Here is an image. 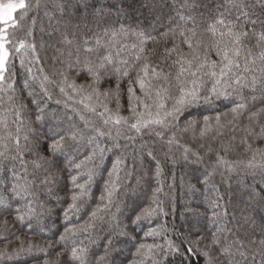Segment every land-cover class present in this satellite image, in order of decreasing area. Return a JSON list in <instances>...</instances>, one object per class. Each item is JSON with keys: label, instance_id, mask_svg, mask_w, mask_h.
Segmentation results:
<instances>
[{"label": "snow or ice", "instance_id": "1", "mask_svg": "<svg viewBox=\"0 0 264 264\" xmlns=\"http://www.w3.org/2000/svg\"><path fill=\"white\" fill-rule=\"evenodd\" d=\"M39 2L40 0H35V5L39 6ZM70 4L71 0H60L57 8L63 12ZM31 6L26 3V0H9L6 5L0 4V93L7 95L10 107L5 111L15 117L14 122L18 125L16 135L12 137L15 143V155L9 156L6 142L12 134L0 136V148L3 149L0 150V166L5 160H12L18 161L23 169V174L16 179L15 183L9 187L0 188V212L13 211L15 203L16 220L29 228L33 219L37 221L45 217L51 219L53 211L47 207V204L52 202L53 198L56 203H60L61 193L66 191V186L60 184V174L68 171L69 168L86 169L87 180L84 183L78 181L77 175L70 176L73 188L70 202L67 198L63 200V203L67 204V207L63 209L64 217L68 220L70 216L86 206L88 189L97 175L104 184L100 203L95 210L91 211L89 219L84 224L65 226L62 233H56L58 239L55 244L63 245L66 250L70 241L75 245L74 238L78 234L82 235L83 238L79 240L82 246L71 247L67 264H89L86 259L85 241L95 243L98 237L103 236V254L93 264H116V257L122 252L121 244L135 239L131 235L135 227H140L146 221L150 222L154 217L167 214L165 212L166 197L160 198L163 193L161 178L164 175V167L162 164L177 162L176 157L169 152H164V160L161 161L156 156L155 143L149 144L145 141L130 154V170L128 145L120 143L122 138L132 139L128 135L130 130L147 135L149 138L166 140V144L171 146L174 143L179 145L178 136L181 133L192 132L195 138V134L199 132V136L203 138L208 133L214 132L218 135L222 129H228L233 135L228 143L221 146L224 155L216 153V161L210 165L213 171H205L202 182L208 184V178L220 164L227 165L228 171H233L236 166L242 165L245 173L255 182L248 194V207L264 209V187H261L259 191L256 187L264 185V148L255 147L253 143L257 140L264 141V32L258 35L251 33V39L256 42L254 47L261 49L256 56H253L252 48L246 44L250 34L234 21L225 19H219L209 26L208 31L213 37L217 35L218 26L223 29L219 31L220 39H213L211 43L195 39L197 33L194 30H185L179 24L176 27L169 25L162 36L166 43H172V47L164 48L163 56L157 63L151 60V57L155 55V49L145 47L147 41H156V38L142 32L133 33L139 43L131 45L137 50L131 62L127 59L116 62L111 54H99V49L106 50L111 47V42L117 35L121 33L127 35L123 28L119 32L113 30L111 33L107 29L104 30V36H110V40L102 43V38L97 36L96 48L88 47L87 39L83 41L85 52H97L95 60L89 57L81 60L78 55L73 58L72 52H69L68 58L64 59L63 53L58 49L60 54L54 57V60L60 67L55 68L51 76L44 74L39 77L40 94L35 92L34 85L25 81V87L33 89L28 95L36 97L31 101L38 109L35 120L40 121L44 118V108L41 104L44 100L52 99L51 88H56L66 102H73L72 111L77 113L84 124L81 126L72 117H67V127L62 128L61 132L51 139L46 148L48 154L45 155L39 147V137L34 136V129L31 127L27 128V132L33 134V139L30 140L29 135H24L23 139L27 143L21 148L19 134L25 124L23 116L29 114L28 105L23 96L16 94L14 84L11 82L14 75L12 68L15 65L9 67V60L21 49H30L35 52V44L15 38L9 33L7 27H18L19 22L26 19L27 11L18 19L14 17V12L18 9L26 10ZM183 19L184 17L181 16V20ZM70 27L71 25H68L62 33L63 42L68 45L73 44V39H68ZM72 35L75 38L74 32ZM176 36L182 38L181 43L186 44L191 53H184L180 45L175 43ZM225 37L228 38L227 42L224 40ZM194 39L195 43H193ZM197 49H203V57L196 51ZM79 50L78 46L77 52ZM210 51H215L219 59L211 60ZM242 52L245 53L243 67L240 63ZM173 54L176 56L175 59H172ZM189 55L191 59L187 58ZM257 59L260 61L258 68L256 67ZM169 60L171 64H168ZM20 63L24 66L23 60ZM164 65L175 68L176 71L166 72ZM26 71L33 81L38 79L33 75L31 67H28ZM39 71L43 73L44 70ZM105 84L108 87H103ZM125 96L129 115L122 114L125 107L122 100ZM221 100H228L232 105L228 112L214 117L205 116L202 121L184 119L181 123V117L191 106L197 104L211 106ZM257 102L261 106L257 107ZM56 103L60 104L61 100H56ZM241 118L247 119L246 125H241ZM0 125L7 128V117L0 118ZM237 130L243 133L239 144H236ZM101 138H110V147L105 145ZM82 144L91 146L90 151L77 162ZM200 147L203 148L204 145ZM236 147H242L245 152L251 153V159L247 163L241 159L235 161L225 159V156ZM113 150L117 155L111 161V168H108L106 157L111 160L107 154ZM74 151L75 155H73ZM207 151L212 152L213 149L209 147ZM26 155L32 157L30 162L26 159ZM257 156L260 157L259 163L254 162ZM145 157L156 161L147 169V175L154 176L157 187L153 190L151 201L126 217L128 224H124L119 219L123 215L122 205L127 207L128 202L134 199L142 189L145 182L143 170ZM190 157L194 158L190 159ZM182 159L194 165L203 162L199 152L192 153L187 148L184 150ZM12 171L15 178V167ZM130 177L132 179L128 182ZM189 187L194 188L192 185ZM211 190L215 191V185H212ZM121 194L125 199H119ZM213 202L219 207L218 199ZM224 215L226 212H213L212 223L216 225V228L207 240L188 239L181 241L180 245L167 241L166 225L153 228L146 234L147 237L164 236L167 247L157 243H138L135 245L136 259L132 261V264H146V258L147 264H168L169 257L181 255L182 246L184 252H193V244L205 258V264H247L249 256L252 257L253 264H255L256 256L260 257V264H264V225L259 227L261 235L258 239L249 238L247 244H244L226 235L233 230L223 224ZM251 222L250 218L246 219V223ZM7 223L4 221L5 227ZM128 225L134 227L130 229ZM252 231L255 232L256 228L253 227ZM47 247H53V245L49 244ZM22 251L43 252L44 249L35 243H29L25 248L22 243L15 250V254ZM64 254V250H61L57 253L55 260H45L44 264H61L60 257ZM11 255L0 252V257L10 258ZM237 257L240 259L238 260Z\"/></svg>", "mask_w": 264, "mask_h": 264}, {"label": "trees", "instance_id": "2", "mask_svg": "<svg viewBox=\"0 0 264 264\" xmlns=\"http://www.w3.org/2000/svg\"><path fill=\"white\" fill-rule=\"evenodd\" d=\"M9 0H0V4H7ZM27 4L32 5L25 9H18L14 12V17L17 19L20 15L27 11L25 20L19 22L16 28L8 27L9 33L13 34L17 39H24L26 43L35 44V52L30 49H21L19 53H15L9 60V67L14 64L12 68L14 73L11 82L14 84L16 94L23 96L25 103L28 105V113L23 116L24 127L20 132V144L23 148L24 135H29L30 140L33 139V134L27 132V128L34 129V136L39 137V147L41 151L47 155V145L51 139L61 132L62 128L67 127V117H72L73 120L83 126L84 122L79 119L77 113L72 111V101H65V98L59 93L58 89L51 88L52 99L44 100L41 106L44 108V118L40 121L35 120V114L38 112L37 106L32 104V99L28 93L33 91L31 88L25 87V81L34 85L36 93L40 94L41 89L39 86V77L44 74L52 75L55 68L60 65L54 60V57L63 53V58H68V53H73V58L76 55L81 60L89 57L93 60L97 58V52H85L83 50V41L88 40V47L96 48L95 39L97 36L102 38V43H107L110 36H104V30H115L119 32L121 28L127 32V35L119 34L111 42V47L106 50L99 49V54H111L113 60L119 62L121 59H127L130 62L134 59L136 49L131 47L132 44H138L136 35L133 33L150 34L156 38V41L149 40L146 44V49H155V55L151 57L153 63L159 62L163 56L165 47H172L171 42H167L162 36L164 31L168 30V26L176 27L179 24L185 30H194L197 33L195 39H200L204 43H211L213 39L219 40V31L223 30L218 26V32L215 37L208 31L209 26L216 23L219 19L234 21L244 31L250 34L249 39L246 41L248 47L252 48L253 56H256L260 48L254 47L255 40L251 39V33L257 35L264 32V0H71V4L67 7L66 11H61L57 8L60 0H40L39 6L35 5V0H26ZM187 5V7H185ZM246 13V15H245ZM181 16L184 17L181 20ZM34 21V22H33ZM175 22V23H174ZM71 25L69 29L68 39H73V44L68 45L63 42L62 33L65 28ZM79 26L78 28L76 26ZM75 33L73 38L72 33ZM181 37L176 36L175 43L180 45L184 53H191V50L186 44L181 43ZM195 39L193 43H195ZM227 37L224 38L227 42ZM80 50L77 52V47ZM201 57H203V49L196 50ZM119 53V55H117ZM242 52L240 63L243 67ZM38 57V59H36ZM176 56L173 54L172 59ZM191 59V55L187 57ZM211 60H218L215 51L209 52ZM251 59V58H249ZM21 60L24 61V66H21ZM168 64H171L169 60ZM260 66V61L257 59L256 67ZM32 68L33 75L38 77L33 81L29 76L26 69ZM164 70L176 71L175 68H169L164 65ZM43 69V73L39 70ZM7 76V73L5 74ZM134 75V74H133ZM83 79V77L81 78ZM153 83H156L153 81ZM103 87H108L107 84ZM125 89L127 85H124ZM137 92L139 89L137 86ZM0 118L7 117V128L0 125V136L11 133L7 139L9 156L15 155V143L12 137L16 135L17 123L15 117L5 109L10 107L7 101V95L0 93ZM56 100H61L60 104ZM124 109L123 115H129L127 111V97L122 100ZM228 100L217 101L213 105L197 104L188 108L181 117V123L184 119L203 120V117H214L217 114L228 112L231 108ZM261 106L257 102V107ZM114 107V105H110ZM241 125L247 124L246 118H241ZM128 135L132 139H121V144L128 145L129 161L128 167L131 170L130 154L133 149H138L140 144L147 141L149 144L155 143L156 156L163 161L164 152H169L170 155L176 157L177 162L172 164L166 162L162 164L164 167V175L161 178V186L163 193L160 198L165 199V212L166 215H159L154 217L150 222H144L140 227H135L134 232L131 233L135 237L134 240H127L121 244L122 252L116 257V264H132L135 257V245L138 243H157L167 247L166 239L164 236L157 235L155 237H147V233L153 228H158L160 225L167 226V241H172L180 245L181 241L188 239H205L210 237V234L215 231L216 225L212 223L213 212H226L222 217L223 224L232 229L231 233H226L237 239L244 244H247L249 238L258 239L260 237L259 227L264 225V209L248 207V194L251 187L255 184L252 177L247 175L243 170L244 166H236L235 170L228 171V166L220 164L213 175L208 178L209 183L204 184L205 171L212 172L213 165L216 161V153L224 155L222 145L228 143L233 133L228 129H222L217 135L214 132L208 133L205 137L201 138L199 132L194 134L192 132L181 133L178 136L179 145L173 144L168 146L165 141L158 138H149L147 135L138 134L134 130H130ZM237 137L236 144H239V139L243 133L239 130L235 132ZM104 144L110 147L111 141L109 139L101 138ZM255 147L264 148V141H253ZM204 145L203 148L200 146ZM103 146V145H102ZM89 145L82 144L79 149V160L83 159L90 151ZM211 147L212 152L207 149ZM185 148L189 149L192 153L199 152L203 157V162L194 165L185 162L182 159ZM0 150H3L0 148ZM75 155V151L73 152ZM117 153L115 150L110 151L107 156L111 157L108 160L106 157V166L111 168V161L116 158ZM194 157H190L192 159ZM26 159L30 162L32 157L26 155ZM226 160L235 161L237 159L244 160L247 163L251 159V153L245 152L242 147H236L234 151L229 152L225 156ZM144 172L145 182L142 185L141 191L138 195L130 200L127 207H123V215L119 217L120 221L128 224L126 217L138 210L142 206H146L152 197L153 190L157 187V182L154 176L147 175V169L156 163L152 158L145 157ZM255 163L260 162V157H256ZM13 167L16 169V177L13 175ZM29 170L31 166L29 163ZM23 174L18 161L5 160L3 165L0 166V188L9 187L15 183ZM71 175H77L78 181L84 183L87 180V170H75L69 168L60 174V184L66 186V191L61 193V202L56 203L55 198L52 202L47 204V207L52 209L53 215L51 219L47 217L39 221L33 219L31 228L23 226L16 220V207L14 203L13 211L0 212V252L12 254L10 258L0 257V264H44L45 260H55L57 253L64 250V256L60 257L61 264H67L70 249L73 246L80 247L79 240L82 235L78 234L75 245L70 241L68 248L65 250L63 245L55 244L58 239L56 233H62L65 226L71 227L73 225H82L89 219L91 211L95 210L97 204L100 203V197L103 193L104 184L103 180L97 175L91 182L88 189L86 206L82 207L75 215L70 216L68 220L64 217L63 209L67 204L63 203L64 199L70 202V195L73 185L70 180ZM31 179V177H28ZM106 178V175H105ZM138 178V177H137ZM123 179V177H121ZM131 177L129 181H131ZM259 178L257 177V180ZM189 185L194 186L190 188ZM212 185H215V191H212ZM257 191L264 185H257ZM115 199V198H114ZM119 199L123 200L125 197L121 194ZM218 199L219 207L216 206L214 200ZM251 219V223H246V219ZM4 221H7L5 227ZM47 225V226H45ZM131 229L134 226L128 225ZM253 227L256 231L253 232ZM23 243L26 248L29 243H35L44 249L41 251H22L15 254V250ZM52 244L53 247H47ZM103 236L96 239L95 243L85 241L87 246L86 259L89 264L103 254ZM193 252H184L183 246L181 248V255L169 257L168 264H205V258L200 254L193 244ZM239 260L240 257H237ZM147 264V258H146ZM247 264H253L252 257H247ZM255 264H260V257L256 256Z\"/></svg>", "mask_w": 264, "mask_h": 264}]
</instances>
